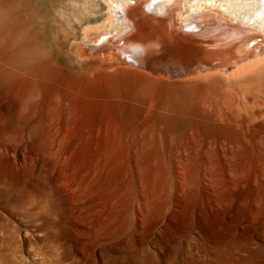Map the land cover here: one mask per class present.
I'll list each match as a JSON object with an SVG mask.
<instances>
[{"label":"rangeland","instance_id":"rangeland-1","mask_svg":"<svg viewBox=\"0 0 264 264\" xmlns=\"http://www.w3.org/2000/svg\"><path fill=\"white\" fill-rule=\"evenodd\" d=\"M82 2L0 0V264H264V61L168 81Z\"/></svg>","mask_w":264,"mask_h":264},{"label":"bare ground","instance_id":"bare-ground-1","mask_svg":"<svg viewBox=\"0 0 264 264\" xmlns=\"http://www.w3.org/2000/svg\"><path fill=\"white\" fill-rule=\"evenodd\" d=\"M88 1L93 7L100 2L82 3ZM101 1L107 7L105 22L88 40L104 36L93 50L118 52L129 67L192 82L242 78L264 61V0ZM186 1L191 4L184 11Z\"/></svg>","mask_w":264,"mask_h":264}]
</instances>
